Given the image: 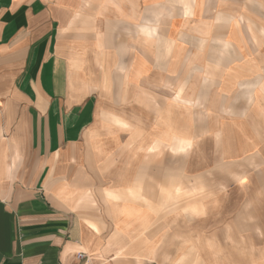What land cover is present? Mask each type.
Segmentation results:
<instances>
[{
    "label": "crops",
    "instance_id": "0c3cea01",
    "mask_svg": "<svg viewBox=\"0 0 264 264\" xmlns=\"http://www.w3.org/2000/svg\"><path fill=\"white\" fill-rule=\"evenodd\" d=\"M191 106L201 169L215 143L264 187V0H0V264L217 256L224 230L181 236L160 194L175 123L193 145Z\"/></svg>",
    "mask_w": 264,
    "mask_h": 264
},
{
    "label": "rangeland",
    "instance_id": "374dc122",
    "mask_svg": "<svg viewBox=\"0 0 264 264\" xmlns=\"http://www.w3.org/2000/svg\"><path fill=\"white\" fill-rule=\"evenodd\" d=\"M199 77V69L193 66V83ZM191 93L195 94L194 88ZM178 96L179 93H177V99ZM197 110L199 108L191 106L190 115L185 116L192 120L190 136L194 140L193 145L189 141L191 138L188 137L187 129L183 130L175 123L176 135L173 137V143L169 146L164 144L169 150L171 149L170 153H160V161L164 163L159 170L160 182L166 181L164 178L168 176H174L176 183L169 187L160 185L162 186L160 189L163 190L160 193L161 196L163 194L174 195L173 199L176 200L170 202V208L176 206L174 213L170 216L175 224L174 228L183 232L181 236H190L189 228H191V233L195 227L197 229L204 224L203 219L205 218L208 226L218 227L217 232L224 230L219 239L215 240V243L223 247L222 250L217 251L219 255L221 254L220 257L218 254L217 256L213 254V260L208 259L204 264H264V187L260 184L256 186L257 183L254 184L247 175L246 172H254L253 170L247 171L249 169L247 160L241 164L222 163L217 157L215 143L204 146L208 150V153L204 154L208 168L201 169L200 116ZM151 146L153 145L150 143L149 149H155ZM160 146L162 142L156 141L154 147L157 149ZM184 151H187L186 154H183ZM216 167L219 168L216 169ZM144 172L150 173L149 170ZM233 179L236 183H241V186L228 185V182L232 183ZM247 210L250 212L252 210L255 216L257 215L254 225L250 227L244 217L238 220L234 218L237 213L246 214ZM190 214L196 219L189 218ZM238 246L240 249L235 248ZM180 264H183V261Z\"/></svg>",
    "mask_w": 264,
    "mask_h": 264
},
{
    "label": "built area",
    "instance_id": "2783aa9c",
    "mask_svg": "<svg viewBox=\"0 0 264 264\" xmlns=\"http://www.w3.org/2000/svg\"><path fill=\"white\" fill-rule=\"evenodd\" d=\"M83 255L81 253L78 254V257H82Z\"/></svg>",
    "mask_w": 264,
    "mask_h": 264
}]
</instances>
